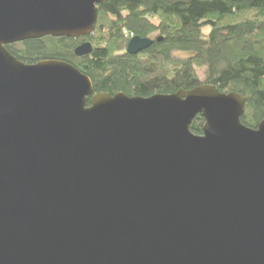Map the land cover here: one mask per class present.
Segmentation results:
<instances>
[{"label": "water", "instance_id": "obj_1", "mask_svg": "<svg viewBox=\"0 0 264 264\" xmlns=\"http://www.w3.org/2000/svg\"><path fill=\"white\" fill-rule=\"evenodd\" d=\"M103 2L0 0V264H264V111L248 127L246 97L210 83L94 93L73 64L7 48L89 35Z\"/></svg>", "mask_w": 264, "mask_h": 264}, {"label": "trees", "instance_id": "obj_2", "mask_svg": "<svg viewBox=\"0 0 264 264\" xmlns=\"http://www.w3.org/2000/svg\"><path fill=\"white\" fill-rule=\"evenodd\" d=\"M133 36L153 43L131 54L126 47ZM83 41L94 49L77 56ZM7 48L26 63L73 64L91 78L94 93L148 97L210 83L246 97L241 120L248 127L263 118L264 0H104L89 35H48ZM204 122L198 114L191 130L202 134Z\"/></svg>", "mask_w": 264, "mask_h": 264}, {"label": "rangeland", "instance_id": "obj_3", "mask_svg": "<svg viewBox=\"0 0 264 264\" xmlns=\"http://www.w3.org/2000/svg\"><path fill=\"white\" fill-rule=\"evenodd\" d=\"M185 55V54H184Z\"/></svg>", "mask_w": 264, "mask_h": 264}]
</instances>
